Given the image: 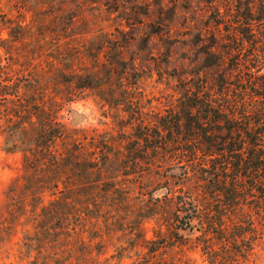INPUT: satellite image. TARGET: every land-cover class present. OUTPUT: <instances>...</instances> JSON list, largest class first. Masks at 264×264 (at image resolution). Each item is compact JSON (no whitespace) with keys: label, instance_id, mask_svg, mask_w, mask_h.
<instances>
[{"label":"trees","instance_id":"1","mask_svg":"<svg viewBox=\"0 0 264 264\" xmlns=\"http://www.w3.org/2000/svg\"><path fill=\"white\" fill-rule=\"evenodd\" d=\"M121 8L117 0H28L30 44L44 59L13 76L0 63L2 150L23 155L0 217V264H264V101L250 103L238 67L236 89L231 75L191 79L165 116L122 143L61 121L78 96L60 87L90 89L93 77L70 40L91 31L70 35L58 25L61 11ZM231 27L236 43L243 33ZM163 167L181 171L163 176ZM160 173L163 182L143 183Z\"/></svg>","mask_w":264,"mask_h":264},{"label":"rangeland","instance_id":"2","mask_svg":"<svg viewBox=\"0 0 264 264\" xmlns=\"http://www.w3.org/2000/svg\"><path fill=\"white\" fill-rule=\"evenodd\" d=\"M117 1L122 3L119 11L60 13L58 25L65 23L70 35L91 31L70 40L71 47L77 46L84 65L93 72L89 79L92 88L61 86L58 90H72L78 96L61 112L64 124L85 129L96 139L122 143L133 137L137 125L152 126L165 116L181 98L187 81L200 77L211 82L231 75L234 84L237 67L244 80L242 91L250 103L258 106L259 101H264V37L255 44L250 36L263 27L254 22L264 17L258 0ZM27 9L28 0H0V63L10 65L11 76L20 67L25 73L32 57L44 59L40 54L36 56L39 49H32L30 44L32 11ZM71 14L83 17L87 23L71 24L67 20ZM231 26L243 33L236 43L229 39ZM70 52L69 49L66 54ZM67 62L66 58L64 63ZM81 73H86L83 68ZM233 87L236 89L235 84ZM2 142L0 136V217L9 186L23 174V155L5 153ZM180 171L163 167L161 173L178 175ZM161 173L146 176L143 183L153 187L163 182ZM153 227L152 221L144 223L147 238H152ZM1 264L16 263L10 258Z\"/></svg>","mask_w":264,"mask_h":264}]
</instances>
